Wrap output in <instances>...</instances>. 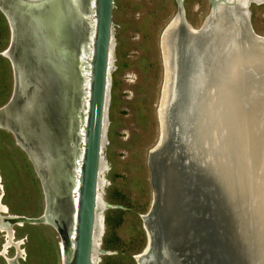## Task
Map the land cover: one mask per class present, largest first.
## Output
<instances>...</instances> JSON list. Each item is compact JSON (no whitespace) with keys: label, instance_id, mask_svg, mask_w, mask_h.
Instances as JSON below:
<instances>
[{"label":"rangeland","instance_id":"374dc122","mask_svg":"<svg viewBox=\"0 0 264 264\" xmlns=\"http://www.w3.org/2000/svg\"><path fill=\"white\" fill-rule=\"evenodd\" d=\"M85 2L80 0L83 11ZM181 5L185 21L192 30H197L209 12V2L182 0ZM1 6L4 12L0 11V107L8 101L14 88L10 57L2 55L10 41L5 16L11 18L16 34L10 54L19 61L17 65L25 70L47 69L52 65L57 73L54 75L57 92H51L50 109L38 116L35 109L33 124L24 121L32 132V136L26 134V140L31 143L34 140L37 145L44 143L43 158L50 166L46 170L48 181L45 182L44 168L38 161L44 163L42 159L36 161V154L17 142L11 129L0 125L1 202L9 214L37 217L43 212L45 195L53 190L66 193L70 188L69 200L74 199L72 186L82 146L79 130L86 100L84 73L88 56L84 60L76 58L81 46L87 55L89 20L86 16L79 20L63 0H54L45 11L33 9L34 5L21 0H5ZM247 9L252 30L264 38V0L251 1ZM175 12L174 0H113L93 264H143L137 257L143 255L145 246L149 247L144 216L151 206L153 189L147 158L148 151L160 138L158 110L165 80L160 37ZM85 13L88 14L87 10ZM105 202L121 204L123 209L103 210ZM54 214L50 213L51 219ZM10 227L15 239H23L20 249L17 247V252L24 251L21 257H16L18 264H62V244L67 247L72 232L67 215L60 216L58 226L48 222L10 224ZM3 239L0 232V247ZM13 255L14 248H8L6 256ZM0 264H6L2 256Z\"/></svg>","mask_w":264,"mask_h":264},{"label":"water","instance_id":"95a60500","mask_svg":"<svg viewBox=\"0 0 264 264\" xmlns=\"http://www.w3.org/2000/svg\"><path fill=\"white\" fill-rule=\"evenodd\" d=\"M21 1L29 2L34 5L33 9L37 8L38 11L48 10V7L54 3V0ZM42 1L44 2L41 3ZM63 1L79 20L85 19V12L88 11L87 4L86 10L83 11L80 7V0ZM175 1L177 10L161 33L162 37L173 18L177 16L179 23L175 29V36L173 35L177 44L174 47L177 65L176 81L174 97L167 108L168 132L167 137L158 148L148 151L147 158L150 183L153 189V200L145 215L146 221H144L151 233L147 252L154 255L158 263H162V261L168 263L163 253V249H165L174 264H264V244L259 239L260 234L255 231L253 221L249 218V211L243 210L239 205L240 202H237V197H235L238 194H233L234 188L232 189L231 184H228L229 182L223 178L222 173L214 171L212 167L215 164L210 158L206 159L204 148L199 143L194 149L190 148L187 139L189 124L192 126V122L198 119L199 112L197 114L196 106L197 103H201L200 96L206 95L207 84L213 83L214 76L211 73L205 74L207 73L205 69L202 71L204 73H201L202 67H198L197 62L194 61L195 55H192V49L189 45L187 47V43L189 40H194V44L199 50L202 35L208 30L216 6L221 4L226 9L235 6L236 9L238 3L236 0H207L210 4L209 12L198 27L200 32L193 34L186 27L187 22L181 7V0ZM2 2L4 0H0V4ZM249 3L246 6H240V12L241 8L242 10L246 9ZM112 8L113 0H93V32L87 59L89 69L87 101L85 116L81 123L83 131L77 184L73 190L76 194L73 219L70 215L71 208H73L69 203L70 195H72L69 191L70 188H67L66 193L51 191L55 205L53 201L47 204L45 200L43 212L37 217L12 215V217H8L9 219L7 218L10 224L15 225L48 221L56 226L59 224L60 216L66 217L67 215L69 225L72 219L73 237L68 236L71 248H69L70 252H67V256L62 258V264H91L98 169L101 147L103 146L102 138L105 132L109 88L108 59L112 40ZM231 20H234L233 17ZM7 21L9 27L12 25L13 35H10L6 51L15 66L19 61L15 60L10 51L16 34L13 22L8 15ZM233 24L241 28L249 41L251 40L250 42H253L256 47H259L263 42L255 40L259 36L251 28L248 10L243 15L241 12L239 22L234 21ZM81 48L79 47L77 52L76 59L78 60H83L86 56L85 52H82L84 48ZM260 55L263 60L264 55L261 53ZM204 56L207 55H202L203 58H206L204 60H207V57ZM193 64L195 65L193 66ZM38 68L31 67L30 70L26 69L25 73L23 71L24 87H20L18 80L14 79L11 96L0 107V125L11 129L16 141L27 150L30 149L31 153L36 154V157L33 155L36 161L42 159L44 163L41 160L38 161L41 168H44L46 182L48 172L46 170H50V166L49 162L43 158L44 143L37 145L34 140L33 143L26 140L28 139L26 134L32 136V132L29 131L25 122L29 121L33 124L35 112L38 116V113L42 114L50 109L51 92H57L54 83V75L57 73L52 65L47 67L48 70ZM194 75L195 80L199 81L201 78L198 84L197 80L190 82ZM258 76L253 80L256 81L258 89L264 90V71H260ZM247 77L251 79V77ZM262 101L257 98L256 106L248 111L243 109L246 119L253 117L254 121L263 122V126L259 130L256 129L261 134L264 130V101ZM196 126L195 122V130ZM250 128L248 127V130ZM247 136L246 150L244 147L241 150L247 153L249 162H252L253 158L249 156L248 152L257 143L254 144L255 140L251 133ZM263 147L260 148L261 151L264 150ZM261 151L256 155L257 159H260ZM230 156L234 157L232 154ZM249 169L253 170L251 165ZM247 175L249 177L251 172L247 171ZM111 208L123 209V206L104 203L103 210ZM51 212L55 213L53 219L50 217ZM66 249H68V245ZM100 252L106 253L104 249H100Z\"/></svg>","mask_w":264,"mask_h":264},{"label":"bare ground","instance_id":"6f19581e","mask_svg":"<svg viewBox=\"0 0 264 264\" xmlns=\"http://www.w3.org/2000/svg\"><path fill=\"white\" fill-rule=\"evenodd\" d=\"M182 1V0H181ZM238 3L237 11L234 8H225L223 5L218 4L214 10V15L211 23L208 26V30L202 35L201 46L198 50L194 44V40L187 43V47H191L192 55H195L194 61L197 62L198 67H202L201 73L204 69L207 73H211L213 76L212 84H207L205 89L206 95L200 96V104L197 103L196 111L198 115L197 121H193V125L187 129L188 143L190 148H195L199 143L205 150L206 159H211L216 165H213L214 171L222 173L225 178L231 184L233 194L237 193V202L243 210L249 211V218L253 221L255 231L260 234L259 239L264 244V150L261 151L264 146V130L257 132L262 126L263 122L254 121L252 119H246V114L243 112L250 110L253 106L257 105V98L264 101V90L257 88L255 78L259 77L260 71H264V59L261 55H264V38H255L257 41H263L259 47H256L253 42H250L245 32L241 28L236 26L239 22L241 12H247L244 8L240 12V6H246L251 0H236ZM88 14L85 16L88 18L89 31L87 33V54L89 58L90 53V40L93 32V0H87ZM182 7V5H181ZM84 16V17H85ZM233 17V21L231 20ZM174 21L168 26L166 33L161 37V50L165 68V80L162 88L161 99L159 103L158 117L160 123V138L157 145L153 148L156 149L167 137L168 122H167V108L174 97V85L176 78V51L174 47L176 44L175 29L178 24V17L176 16ZM213 25V26H212ZM187 29L193 34H197L200 30H192L191 26L186 23ZM205 39V40H204ZM211 43V44H210ZM82 47V46H81ZM82 49V48H81ZM111 49L112 40L110 46V54L108 59V69H110L111 62ZM82 52H86L82 49ZM202 55H207L203 58ZM213 59H212V57ZM84 60V59H83ZM210 61V64H209ZM195 64H193L194 66ZM82 66H84L82 64ZM81 66V67H82ZM197 67V66H196ZM197 70V69H196ZM88 66L84 73V85L86 86V100L83 106V117L85 116V105L87 101V87H88ZM109 71V70H108ZM199 71V72H200ZM193 74V73H192ZM198 74V73H197ZM204 74V77H205ZM253 77H251V76ZM247 76L251 77L249 79ZM195 75L190 82L196 81ZM201 79V78H200ZM197 80V84L201 81ZM196 85V84H195ZM194 87V86H193ZM262 101V102H263ZM201 105V106H200ZM198 107V108H197ZM83 117L81 123L83 122ZM195 122L197 124L195 130ZM82 126V125H81ZM106 126V121L105 125ZM248 127H251L248 130ZM257 129V130H256ZM82 127L79 130L80 139L82 138ZM196 133V134H195ZM254 138V148L250 149L248 154L253 158L252 162H249L247 153L241 150L242 147L246 150L248 143V136L250 134ZM103 136V145H104ZM82 140V139H81ZM261 143V145H260ZM103 146L101 147L102 150ZM261 148V149H260ZM264 148V147H263ZM237 149V150H236ZM261 151L260 159H257L256 155ZM81 154V148L77 155L76 165L74 168L75 182L73 183V190H75L77 184V173L79 167V157ZM230 154L234 157L231 158ZM251 154V155H250ZM260 154V153H259ZM100 164L98 169V181H97V194H96V209L94 218V228L92 235V252H91V264H93V252L96 228L98 226V201H99V188L101 186L100 174L102 172V151L100 153ZM251 161V160H250ZM250 165L253 170H250ZM105 168V167H104ZM247 171L251 172L248 177ZM253 171V172H252ZM75 194V192L73 191ZM234 196V195H233ZM76 194L74 199H71V217L73 219L74 207L76 202ZM46 203L51 202L50 196L46 194ZM104 208V204H103ZM5 211V207H2ZM145 218V217H144ZM71 219L73 237V220ZM100 221V220H99ZM45 223H48L46 221ZM21 226L23 224H17ZM146 225V223H145ZM149 232L150 241L151 233ZM98 231V230H97ZM70 237V238H71ZM150 244V242H149ZM164 248V246H162ZM71 241L68 244V249L62 244L61 258L67 256V252H70ZM147 249V248H146ZM69 250V251H68ZM163 253L166 256V261L162 264H174L171 262L170 257L167 255L165 249ZM147 252V251H146ZM143 256V255H142ZM140 260V258H138Z\"/></svg>","mask_w":264,"mask_h":264},{"label":"flooded vegetation","instance_id":"af4514ba","mask_svg":"<svg viewBox=\"0 0 264 264\" xmlns=\"http://www.w3.org/2000/svg\"><path fill=\"white\" fill-rule=\"evenodd\" d=\"M2 3H5V0ZM175 4H176V1H175ZM1 7L2 6L0 4V11L3 13L4 9H2ZM176 10H177V4H176ZM183 13H184V10H183ZM5 17H6L7 25L9 27V24L7 21V16H5ZM178 23H179V21H178ZM9 31H10L9 34L12 36L13 35L12 25H10ZM2 55H4L5 57L8 56L7 51L4 50ZM10 62H11L12 69L14 72V79L18 80L20 87H24V78H23L24 75L23 74L25 73L26 70L24 68H22L21 66H17V65H15L16 66V68H15L14 63L11 59H10ZM23 71H24V73H23ZM55 182H57V181H55ZM48 195L50 196V200L52 202V199H54L53 193H50V194L48 193ZM2 207H5V211L2 210ZM8 217H12V214L8 213L7 207L1 202V198H0V232L3 233V237H4L3 243L1 244V247H0V256H2L4 258L6 264H18L16 261V257H21V255L24 253V251L19 250V252H17V247L19 248V246L23 243L22 242L23 239H19V238L15 239V237L13 236V230L10 227V222L8 220L9 219ZM144 227H145V230H147L145 223H144ZM20 242H21V244H20ZM148 244H149V242H148ZM156 246H157V244H156ZM10 247L14 248V255L11 257H8V256H6L7 255V249ZM146 247L147 246H145V248L143 249V256H140L141 255L140 254L137 257V258H140V260H139L140 262H143V264H162L164 262V261H162V263H158L157 262L158 260H156L154 255L149 254V252H144ZM142 259H143V261H142Z\"/></svg>","mask_w":264,"mask_h":264},{"label":"crops","instance_id":"0c3cea01","mask_svg":"<svg viewBox=\"0 0 264 264\" xmlns=\"http://www.w3.org/2000/svg\"><path fill=\"white\" fill-rule=\"evenodd\" d=\"M6 57H9V56H6Z\"/></svg>","mask_w":264,"mask_h":264}]
</instances>
